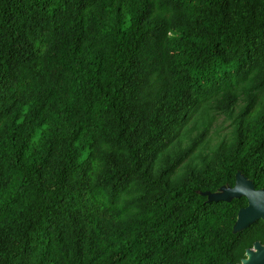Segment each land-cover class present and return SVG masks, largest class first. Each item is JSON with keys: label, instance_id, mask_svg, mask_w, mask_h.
Returning a JSON list of instances; mask_svg holds the SVG:
<instances>
[{"label": "trees", "instance_id": "trees-1", "mask_svg": "<svg viewBox=\"0 0 264 264\" xmlns=\"http://www.w3.org/2000/svg\"><path fill=\"white\" fill-rule=\"evenodd\" d=\"M240 177L264 0H0V264H241L264 219L212 201Z\"/></svg>", "mask_w": 264, "mask_h": 264}, {"label": "water", "instance_id": "water-1", "mask_svg": "<svg viewBox=\"0 0 264 264\" xmlns=\"http://www.w3.org/2000/svg\"><path fill=\"white\" fill-rule=\"evenodd\" d=\"M244 196L248 200V207L243 209L238 217L237 226L245 228L257 220L264 219V190L256 191L243 178H238L236 186L223 193L213 196L212 201L223 202ZM256 250V251H255ZM241 264H264V245L256 244L246 254V259Z\"/></svg>", "mask_w": 264, "mask_h": 264}, {"label": "rangeland", "instance_id": "rangeland-1", "mask_svg": "<svg viewBox=\"0 0 264 264\" xmlns=\"http://www.w3.org/2000/svg\"><path fill=\"white\" fill-rule=\"evenodd\" d=\"M229 124H223L222 123V120L219 121L218 125H217V130L218 131H224L227 127H228ZM223 132L220 133V135L222 134Z\"/></svg>", "mask_w": 264, "mask_h": 264}, {"label": "bare ground", "instance_id": "bare-ground-1", "mask_svg": "<svg viewBox=\"0 0 264 264\" xmlns=\"http://www.w3.org/2000/svg\"><path fill=\"white\" fill-rule=\"evenodd\" d=\"M256 251V250H255Z\"/></svg>", "mask_w": 264, "mask_h": 264}]
</instances>
